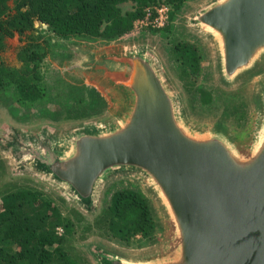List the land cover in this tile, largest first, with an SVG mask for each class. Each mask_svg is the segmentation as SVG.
Returning a JSON list of instances; mask_svg holds the SVG:
<instances>
[{
	"label": "water",
	"instance_id": "obj_1",
	"mask_svg": "<svg viewBox=\"0 0 264 264\" xmlns=\"http://www.w3.org/2000/svg\"><path fill=\"white\" fill-rule=\"evenodd\" d=\"M190 26L210 44L224 89L257 86L256 120L244 139L225 124L196 123L146 48L99 57L95 78L122 98L113 118L42 132L46 143L25 151L36 133L19 137L18 150L7 149L84 214L96 217L108 188L123 180L154 200L169 229L166 245L129 255L94 244L97 264H264V0H211Z\"/></svg>",
	"mask_w": 264,
	"mask_h": 264
},
{
	"label": "rangeland",
	"instance_id": "obj_2",
	"mask_svg": "<svg viewBox=\"0 0 264 264\" xmlns=\"http://www.w3.org/2000/svg\"><path fill=\"white\" fill-rule=\"evenodd\" d=\"M164 1L156 0V3L149 7L162 5ZM210 1H188L174 13V19L166 29L148 30L134 37L125 34L112 42L80 39L58 40L50 34L46 25L39 22H36L33 34L28 33V35L32 34L34 39H39L36 41L41 44L49 41L52 48L41 65L40 72L43 79L39 86V96L31 95L25 99V96L19 94L12 79L5 90L0 92V193L18 188L36 189L41 191L47 199L53 200L60 207L64 217L77 222L76 215H78L84 225L93 226V229L86 230L82 225L77 228L74 238L64 243L65 249L82 264H97L90 255L94 244H101L129 255H141L161 250L169 238V229L159 207L141 185L134 181L123 180L131 183L129 187L138 188L146 196L155 220L156 233L150 242L138 237L129 244L121 243L114 239L108 231L94 228L95 215L82 213L56 188L30 173H18L13 158L7 147L3 145V135L11 128L21 130L19 132L38 130L43 127L65 130L111 118L114 112L119 110V102H116L115 96L104 85L88 73L86 69L88 63L91 64L93 59L107 56L124 48L147 47L155 50L161 58L169 77L184 96L185 105L196 123L201 125L224 123L239 139H244L253 129L256 120L252 94L257 86L248 83L234 90L224 89L217 78L215 56L210 44L190 26V19L194 13ZM122 9L123 12H132L134 6L126 4L122 6ZM25 40L26 38L21 40L17 35L7 41L8 49L1 56L3 65L15 70L22 67L19 54L26 43ZM180 44L195 45L201 52L202 71L198 76L192 77L189 70L177 61L176 47ZM260 79L264 80V73ZM92 92L99 94L106 107H101L97 117H76V112L82 107L73 106L76 102L74 98L77 97L82 100L81 104H84L92 100L93 96H90ZM239 107H243L241 109L243 114H238L237 108ZM123 181L113 183L108 190L120 186ZM103 204L104 202L101 208Z\"/></svg>",
	"mask_w": 264,
	"mask_h": 264
},
{
	"label": "trees",
	"instance_id": "obj_3",
	"mask_svg": "<svg viewBox=\"0 0 264 264\" xmlns=\"http://www.w3.org/2000/svg\"><path fill=\"white\" fill-rule=\"evenodd\" d=\"M188 1H164L172 8L170 22ZM154 3L156 0H0V92L12 79L25 99L40 95L41 65L52 45L32 37L36 22L46 25L58 40L112 42L130 33L134 23L144 17L145 9ZM126 4H132L134 11L123 12ZM17 35L21 40L26 38V43L19 54L22 67L15 70L3 65L1 56L8 49L7 41ZM176 57L192 77L202 71L203 57L195 45H178ZM90 96L92 100L84 104L74 98L73 106L82 107L76 117H97L101 107H106L98 93ZM242 108H237L238 114H243ZM129 185L123 181L106 192L104 204L94 218V228L108 231L124 244L138 237L150 242L156 233L152 209L144 193ZM0 194V264H82L64 247L67 240L74 238L77 228L84 225L78 215L77 222L64 217L53 200L33 188ZM84 227L93 229L91 225ZM58 229L63 230L62 236Z\"/></svg>",
	"mask_w": 264,
	"mask_h": 264
},
{
	"label": "flooded vegetation",
	"instance_id": "obj_4",
	"mask_svg": "<svg viewBox=\"0 0 264 264\" xmlns=\"http://www.w3.org/2000/svg\"><path fill=\"white\" fill-rule=\"evenodd\" d=\"M147 48V47H146ZM146 48H140V50H146ZM134 49H136V48H124V49H122L121 51H118V52H115L116 54H120V53H127V52H131L132 50H134ZM100 57H102V56H100ZM106 62H108V60L106 59L105 60ZM101 62H102V58H97V59H93L92 60V62H91V64L90 63H88L89 65H88V67L86 68V69H88L87 71H88V73H90L94 78H95V72H99V68L98 69H96L97 67H99L100 65H101ZM108 72H111L107 67L105 68ZM96 79V78H95ZM97 80V79H96ZM100 83V82H99ZM111 94H113L114 96H115V98H116V102H119V104H118V107H122V98L119 96V95H117L113 90H111V89H109V87H106V85L104 86ZM114 114H115V112H114ZM113 114V115H114ZM113 115H112V118H113ZM19 131H21V130H17V129H9L7 132L5 131V135H3L4 136V142H3V145L5 146V147H7V149L8 148H11V150H12V152H16L17 150H18V146L16 145V143L18 142V140H19V137H25V136H27V137H29L31 134H33V133H36L35 135H34V137L33 138H31V139H29L27 142H25V148H24V150L23 151H25V149L26 148H30V147H32L33 145V143H34V145L35 144H39V143H46V142H41L40 141V139L38 138L39 136H40V134L42 133V132H45V131H49V132H59L57 129L55 130V129H52V128H50V127H43V128H41V129H38V130H33V131H26V132H19ZM51 141L53 142V139H51ZM9 153H10V151H8ZM22 156V155H21ZM20 156V157H21ZM15 157H16V155H15ZM14 160V159H13ZM14 163H15V165H16V170H17V172L18 173H22V172H24V173H30L31 174V171H25V170H22V169H20L19 168V164L18 163H16L15 162V160H14ZM90 255H92L93 256V252H92V250H90Z\"/></svg>",
	"mask_w": 264,
	"mask_h": 264
},
{
	"label": "built area",
	"instance_id": "obj_5",
	"mask_svg": "<svg viewBox=\"0 0 264 264\" xmlns=\"http://www.w3.org/2000/svg\"><path fill=\"white\" fill-rule=\"evenodd\" d=\"M144 14L145 15L143 18L137 20L134 23L132 31L126 36L134 37L148 30L160 31L166 29L171 23V7L165 3L159 6H151L146 8ZM58 235H63L62 229H58Z\"/></svg>",
	"mask_w": 264,
	"mask_h": 264
}]
</instances>
